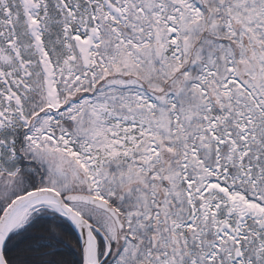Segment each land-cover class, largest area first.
Segmentation results:
<instances>
[{"label": "snow or ice", "instance_id": "1", "mask_svg": "<svg viewBox=\"0 0 264 264\" xmlns=\"http://www.w3.org/2000/svg\"><path fill=\"white\" fill-rule=\"evenodd\" d=\"M0 264H264V0H0Z\"/></svg>", "mask_w": 264, "mask_h": 264}]
</instances>
